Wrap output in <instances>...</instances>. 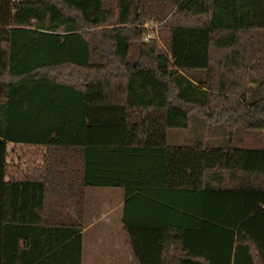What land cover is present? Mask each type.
I'll return each instance as SVG.
<instances>
[{"label":"trees","instance_id":"trees-1","mask_svg":"<svg viewBox=\"0 0 264 264\" xmlns=\"http://www.w3.org/2000/svg\"><path fill=\"white\" fill-rule=\"evenodd\" d=\"M197 116L225 142L170 144ZM88 187L133 264H264V0H0V264H81Z\"/></svg>","mask_w":264,"mask_h":264},{"label":"crops","instance_id":"crops-1","mask_svg":"<svg viewBox=\"0 0 264 264\" xmlns=\"http://www.w3.org/2000/svg\"><path fill=\"white\" fill-rule=\"evenodd\" d=\"M176 134L180 136L178 140H183L182 142H186L184 139H182V133L177 132ZM186 143V145L192 144L188 142ZM89 188L90 187L86 188L85 190L84 199V215L82 219L83 249L81 264H133L128 253L129 236L124 222V190L122 193H119V197H117V191L114 194H111L112 196L116 197V200L114 198L112 199L114 200L112 203H108V200L106 199L100 200L101 203H99L98 198L100 196L102 197L101 192L98 190H91L92 192L90 194L88 190ZM107 194L109 195V193ZM61 213L65 216L76 218L74 209H65L62 210ZM90 237L95 241V247L92 244L93 242L86 241V239L88 240ZM86 246L87 248H95V257L92 259L87 256L88 252ZM54 252L53 261L55 263L77 264L76 247L70 244V241L60 245L54 250ZM88 259L91 260L88 262Z\"/></svg>","mask_w":264,"mask_h":264},{"label":"rangeland","instance_id":"rangeland-1","mask_svg":"<svg viewBox=\"0 0 264 264\" xmlns=\"http://www.w3.org/2000/svg\"><path fill=\"white\" fill-rule=\"evenodd\" d=\"M184 74L196 81L198 80H203L205 77L204 72L202 71H186ZM198 117V116H197ZM190 128L188 129H171L169 131L170 134V139L169 143L170 144H187L192 143L195 144L197 141H200L203 145H219L223 142H225V136L223 134V128H220L219 126H212L211 124L206 123L204 120L201 118H192V121H190ZM180 132L182 133V139H184L186 142H182L183 140H178L180 136H178L176 133ZM240 136V137H239ZM233 144L241 146L243 145V132L239 131L238 132V137H235L233 139ZM9 161H11L14 164H17L21 168L25 170H30L35 166L37 163H39V160L42 159V148L38 146H32V145H14L10 144L9 145ZM92 188V189H90ZM89 193L91 194V190H98L101 192L102 197L100 196V200H108V203H112L115 199V196H112L111 194H114L117 191V197L120 196L119 193L123 192V189L121 188H116V187H90ZM105 193V194H104ZM109 193V195L107 194ZM116 200V199H115ZM88 242H93L92 244L95 247V241L90 237ZM94 247H89L87 248V256L90 257L91 259L95 257V248ZM91 259H88L87 261L89 262Z\"/></svg>","mask_w":264,"mask_h":264}]
</instances>
